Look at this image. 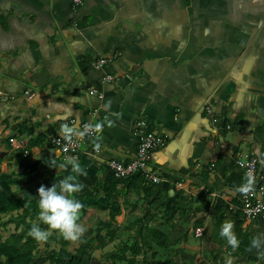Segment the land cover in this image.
<instances>
[{"label":"crops","instance_id":"obj_1","mask_svg":"<svg viewBox=\"0 0 264 264\" xmlns=\"http://www.w3.org/2000/svg\"><path fill=\"white\" fill-rule=\"evenodd\" d=\"M101 56L109 62L93 67ZM106 119L78 160L83 236L101 234V251L115 242L109 259L144 237L159 258L197 264L211 250L264 264V245L241 254L219 235L223 222L235 233L241 220L237 152L264 159V0H0V200L13 192L34 203L26 218L23 209L3 214L0 236L38 223V187L69 174L49 167L65 158L50 136ZM140 120L167 138L152 153L158 183L118 179L109 166L136 155ZM242 227L264 238V216ZM166 238L167 248L155 241Z\"/></svg>","mask_w":264,"mask_h":264},{"label":"clouds","instance_id":"obj_2","mask_svg":"<svg viewBox=\"0 0 264 264\" xmlns=\"http://www.w3.org/2000/svg\"><path fill=\"white\" fill-rule=\"evenodd\" d=\"M109 107L110 101L105 103L104 109L107 110ZM105 124L111 125L112 121L106 119L96 123H85L83 128L79 130L75 126L61 124L60 133L65 142L71 143L73 137L83 139L93 135L99 136ZM238 163L241 168L246 166L244 160H240ZM48 165L56 169H66L69 174L55 180L49 187H45L43 184L38 187L37 208L39 222L31 224L28 235L34 240L41 242L46 241L52 231H55L66 241H77L81 238L84 228L78 223L83 204L76 198V194L84 187L79 177L87 174L86 169L77 159L71 157H65L59 162L53 159L48 162ZM260 165L264 167V159L260 160ZM255 181V176L251 172H247L242 183L236 186L235 192L241 194L249 193L253 189ZM41 224L46 225L47 228H42ZM219 235L232 249H236L239 246V240L233 231V225L230 221L223 222L220 225ZM250 245L252 248L259 249L264 245V238L261 236L253 237ZM224 264H232L231 258L226 259Z\"/></svg>","mask_w":264,"mask_h":264},{"label":"trees","instance_id":"obj_3","mask_svg":"<svg viewBox=\"0 0 264 264\" xmlns=\"http://www.w3.org/2000/svg\"><path fill=\"white\" fill-rule=\"evenodd\" d=\"M1 174V170H0ZM112 191H115V186ZM34 203L29 202L26 197L20 196L16 193H10L6 200H0V220L3 214H13L14 211H20L23 209L19 216L26 218L27 213L31 210ZM243 220L241 219L236 228L235 235L239 240V252L245 253L250 245L251 235L247 233L243 235L244 228L242 227ZM47 228L46 225L41 226ZM29 228L20 230L19 226H16V230L12 232L7 238L0 242V264H36V257L38 253V241L34 240L28 235ZM161 233L158 230H154V233ZM152 237H156L151 234ZM57 237V238H56ZM112 238V235L110 236ZM56 241L60 242V248L52 256H50L51 264H84L87 257H90L93 250L96 247L104 246L106 240L101 234L95 239H89L85 236H81L79 239L80 244L76 249L70 250L67 245L70 241L64 240L57 232L54 233ZM159 246L168 247L169 240L159 239L155 240ZM48 243V242H47ZM128 245V251L121 249L119 252L111 254L110 259L116 264L117 262H125V264H192L189 260L177 261L173 256H164L159 258L158 253L148 254L147 240L143 237L141 239H135L131 242H126ZM48 245V244H47ZM215 264L218 262V257H214ZM225 260H222L224 264ZM233 264V263H232Z\"/></svg>","mask_w":264,"mask_h":264},{"label":"built area","instance_id":"obj_4","mask_svg":"<svg viewBox=\"0 0 264 264\" xmlns=\"http://www.w3.org/2000/svg\"><path fill=\"white\" fill-rule=\"evenodd\" d=\"M83 0H72L75 5H79ZM109 62V59L101 56L92 62V66L96 68H101L105 66ZM105 80L111 81L114 79L113 75H107L104 77ZM90 94H94V90H89ZM31 96V93L29 94ZM209 114L212 112L211 108L207 110ZM85 123H82L79 129H82ZM145 127V121L140 120L137 122V128L141 129L140 133V142L138 146V150L136 155L129 161L123 162L120 160H112L109 163L110 168L114 172V175L118 179H127L135 176L136 174H142L145 178L150 180V182L158 183L159 178L155 174V172L150 169L152 153L164 147L167 143V138L165 135L146 129L142 130ZM230 128V126H228ZM51 137V143L55 146L65 157H71L79 160L80 155L82 153V145L87 138H94L96 135L92 137H85L83 139L79 137H73L71 143H67L63 140L61 133L53 134ZM11 143L14 147H17L19 141L16 138H12ZM237 164L243 175L247 172H251L257 182V185L253 187V189L247 194H241V219L243 220V224H249L254 219L264 216V167L263 169H259V158L255 155L245 153L243 151H238L236 154ZM244 160L246 162V166L241 168L239 166L238 161ZM208 231V224H204L198 227L195 230V236L204 240Z\"/></svg>","mask_w":264,"mask_h":264},{"label":"rangeland","instance_id":"obj_5","mask_svg":"<svg viewBox=\"0 0 264 264\" xmlns=\"http://www.w3.org/2000/svg\"><path fill=\"white\" fill-rule=\"evenodd\" d=\"M7 219L8 218H6L5 220H7ZM42 228H44V227H42ZM14 230H15V225H13V224H11L9 226V229H7L6 231L1 229V231L3 233L0 236V241L4 240ZM79 244H80V241L78 239L77 241H70V243L67 245V247L70 250L74 251L76 249V247H78ZM38 245H39V248H38V253H37V257H36V264H51L50 256H52L56 251H58V249L61 246L60 242L56 241V239L54 238V235L52 234L48 237V239L46 241L38 242ZM116 247L117 246L115 245V242H110L107 245L105 250H103L101 248L102 251L98 247H96L95 250H93L91 256L86 258L84 264H116V262L114 263L111 259L106 257V255L104 253L105 251L107 253H109V252L115 250ZM123 248L126 249V251H127V248H125V245ZM216 255H217V251L212 252L211 250H207V251H205V254L203 252H199V254L193 258L192 262L197 263V264H215L214 257ZM229 258H228V256L220 255V257H218V262H216V264H222V260H226ZM231 260H232V258H231ZM180 261L181 260H179V262ZM232 263H234V262H232ZM117 264H125V262H117Z\"/></svg>","mask_w":264,"mask_h":264}]
</instances>
